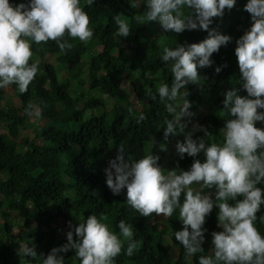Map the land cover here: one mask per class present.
<instances>
[{
	"label": "trees",
	"instance_id": "16d2710c",
	"mask_svg": "<svg viewBox=\"0 0 264 264\" xmlns=\"http://www.w3.org/2000/svg\"><path fill=\"white\" fill-rule=\"evenodd\" d=\"M246 2L236 0L223 16L212 18L209 27L229 35L231 41L210 56L213 63L203 67L201 80L185 85L193 115L182 117L181 122L186 123V132L198 125L210 136L198 129L193 139L219 142L220 130L228 118L222 104L224 93L235 87L238 95H247L237 83L240 76L234 54L236 39L251 24L250 13L244 8ZM82 7L89 17L92 39L85 44L65 36L73 47L63 54H58L54 41L33 44V59L39 64L28 90L21 94L14 84L9 85L18 92L22 107H0V127L6 130L0 132V264H40L41 254L47 255L53 247L66 243L69 223L76 225L90 214L106 216L112 231L118 232L116 223L121 219L133 228V254L125 255L122 248L114 264H197L196 255L186 257L174 238L173 234L183 227L178 210L171 217L139 215L125 203V190L112 194L103 168L116 156L117 145H124L126 156L139 159L156 155L164 169L172 142L179 134L184 138L186 132L170 134L167 140L163 136L164 117L168 116L166 101L151 96L156 95L161 83L170 85L172 75L160 55L164 46L202 41L207 30L166 31L158 22L143 19L147 10L143 3L133 8L128 0H95L90 8L82 0ZM115 14L127 20L129 35H115ZM217 66L221 67L219 73L214 71ZM4 96L5 88L0 89V100ZM28 103L41 107V125L33 138L23 134L30 121L24 113ZM128 107L134 113L142 112L145 119L137 124L127 112ZM254 126L264 128V122L257 121ZM196 159L204 161L203 151L195 157L185 153L181 158L177 154L173 166L188 170ZM257 186L264 188V184ZM180 199L183 202L184 194ZM14 213L20 217L21 233L17 234ZM216 213L214 206L205 218L204 254L212 247L211 233L221 230ZM160 224L163 229L158 228ZM256 227L264 235V224L258 220ZM21 242L33 246L37 256L20 257L17 247ZM57 255L64 256V264H79L74 250Z\"/></svg>",
	"mask_w": 264,
	"mask_h": 264
},
{
	"label": "clouds",
	"instance_id": "9594fccd",
	"mask_svg": "<svg viewBox=\"0 0 264 264\" xmlns=\"http://www.w3.org/2000/svg\"><path fill=\"white\" fill-rule=\"evenodd\" d=\"M94 2L83 0L89 8ZM128 2L133 8L143 3L147 9L143 19L147 23L158 22L166 31L207 30V37L202 41L164 46L160 55L172 81L170 85L161 83L151 98L156 99L158 95L160 101H166L164 109L168 116L164 117L163 136L167 140L170 134L184 131L186 123L181 122L182 117L193 115L185 85L198 82L197 68L212 65L210 56L231 41L229 35L209 26L213 17H221L225 9H232L236 0ZM244 8L250 13L251 24L236 39L234 54L240 76L237 83L247 95H238L235 87L224 93L222 104L228 118L220 130L219 142H206L203 137L193 139V132L198 129L210 137L202 126L193 125L184 134L183 141L176 143L181 158L185 153L195 157L203 151L204 161L194 160L188 170H164L157 163L158 156L148 154L133 159L126 156L124 145H117L116 156L103 168L106 186L112 194L125 190V203L139 215L155 213L171 217L178 210L183 227L173 234L174 238L186 257L196 255L197 264H264V235L256 227L258 220L264 224L261 211L264 188L257 186L264 184V128L254 126L257 121L264 122V111H258L264 109V0H247ZM122 16L112 17L117 37L130 32ZM65 36L85 44L93 37L82 0H22L20 3L0 0V89L14 84L19 93H25L38 71L39 60L33 59L32 45L51 40L59 49L58 54H63L73 47ZM214 71L219 73L221 67L217 66ZM127 112L137 124L145 119L142 112L134 113L132 107ZM24 113L30 119L39 120L41 107L28 103ZM204 189H214V192ZM214 206L221 230L211 233L212 247L204 254L202 243L207 229L203 225ZM116 228L118 232L112 231L103 215L90 214L76 225L70 222L66 243L53 247L47 255L41 254L40 264H64V256L57 253L70 249L74 250L79 264H114L122 248L125 255L131 256L136 247L133 228L123 219L117 221ZM17 254L37 256L34 247L23 242L18 244Z\"/></svg>",
	"mask_w": 264,
	"mask_h": 264
},
{
	"label": "rangeland",
	"instance_id": "374dc122",
	"mask_svg": "<svg viewBox=\"0 0 264 264\" xmlns=\"http://www.w3.org/2000/svg\"><path fill=\"white\" fill-rule=\"evenodd\" d=\"M101 50L102 49L100 48L97 51H101ZM51 60L53 61V63H55V60H53V59H51ZM198 74H199V77H200L199 80H201L203 78V68L198 69ZM106 100L108 101V103L110 105H112V103L109 102V99H106ZM0 107H2V108L3 107H5V108H7V107L21 108L22 107V103H21V99L19 98V94L13 87L8 86V87L5 88L4 100L3 101L0 100ZM140 109H143V108L140 107ZM39 124H40V120L30 119L29 124H28L29 126H28L27 130L23 134H25L27 136H30L32 138L35 137L37 135L36 134L37 133L36 129H37ZM186 131H187L186 128H184L183 132L185 133ZM189 131H191V130H189ZM0 132L1 133H5L6 130L4 128L0 127ZM182 136L179 134V137H177V139L172 142V146H171L172 148L170 150L169 156L166 158V161H165V164H164V170H171V169L175 168L173 166V157L178 154L177 151H176V143H177V141H181V142L183 141L184 138ZM203 191H206V189H204ZM13 223H14V232L16 234L17 233H21V229L19 228V226H20V224H19L20 223V217L18 215H16L15 213L13 214ZM158 228L159 229H163L164 226L162 224H160V227H158Z\"/></svg>",
	"mask_w": 264,
	"mask_h": 264
}]
</instances>
